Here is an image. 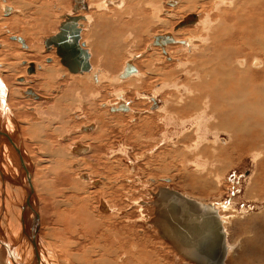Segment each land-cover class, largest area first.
<instances>
[{"label":"rangeland","instance_id":"rangeland-1","mask_svg":"<svg viewBox=\"0 0 264 264\" xmlns=\"http://www.w3.org/2000/svg\"><path fill=\"white\" fill-rule=\"evenodd\" d=\"M27 1L29 3L27 9L28 11L24 18L19 19L21 25L18 24V26L20 25V27H30L31 24L37 25L41 23V21L37 19L38 15L34 13V9L36 8L35 5L38 3L37 0ZM123 1L122 3H116V1L111 3V1H109L107 4H104V0H84L87 9L80 10L75 13L77 16H83L84 18H87L86 21L84 19L81 20V24H84V26L82 25L79 44L84 43L83 47L90 55L89 63L91 65V69H97L101 71L102 80L100 78L97 84L93 83L95 84L93 86L91 84L85 85L86 88L90 89L92 94H95L89 99H87L88 96H85V92H82L83 90H77L79 92L75 93H78L79 95H75L77 96L75 106L69 105L70 102H67V104L66 102L62 103L63 105L61 110L63 111L62 120L64 123H62L61 129L57 133H62L63 135L67 136L65 139L61 140L60 138V140L57 141L62 143L66 155L68 154L69 158L72 156L70 159L74 158L73 161L67 162L68 164L72 162L74 163L69 165L70 169H68L69 167L67 166L65 167L67 169L66 173L69 175V172L72 169V172L69 176L74 181L70 183V187L74 185L76 188L80 189V192L75 195L77 199H83L85 201L84 207L92 215L94 226L93 232L95 233L94 236L96 237L95 240L93 239L92 241H85L80 238V235H77L72 239V241L79 243L77 249L81 248V251L94 246L93 248H95V251H97L96 254H98L97 257H99V251L102 250V246L105 247L106 245H109L105 240H101V238H99L102 235V230H105V228L110 224L111 226L114 225L116 227L126 226L128 231H132L131 235L137 234L139 236H143L141 241L145 247L144 254L141 255L139 264H193L185 260L183 257L177 255L175 251L159 237L156 229L148 223L150 218L153 216V206L149 204L152 201V193H155L160 187H168L180 192L185 196L187 195L188 197L194 198L197 201L212 203L218 209L219 215L224 221V227L227 232V244L230 245V251L228 252L229 255H227L225 264H249V262L250 264H256L254 263L256 260L252 259L251 256L259 249L262 250L264 248V242H262L264 238H261L264 236L261 234L258 237V230L261 229L262 225L264 226V186L261 184L257 186L260 190L257 188L255 189L253 182L256 181L255 177L260 175L261 169L263 168L261 166V162L264 160V142L259 144L260 147H258L259 145L255 146V151L257 154L254 151H249V149L246 148H239L238 150V144L233 145L227 133L224 131L215 132L216 130L213 131L214 129L211 130L208 128L215 125L217 121L215 114L208 112L210 111L207 107L208 103L206 104L205 109L203 108V110L199 111L201 113H198L199 115L196 117V119L192 118V120L189 118L190 121L187 118L180 122L179 119L182 117L174 116V118L171 115H166L168 109L180 107L182 97L188 94V89L183 83H186V81L197 82L199 80L196 75L189 76L188 74V72H192L193 63L186 64L183 61L187 57H185L186 53V55L189 53L194 54L198 47L204 43H202L201 39L196 38L204 36L213 37L217 35L218 31L216 32V27L218 24L223 23L222 16L225 22H227L226 24H229V22L232 23V20L230 21L227 17H225L226 11H229L230 8L232 9V6L241 7L243 2L245 5H247L248 1L194 0L193 4H191L189 0H144V2L143 0ZM254 1L255 0H249V2L255 3V6L251 7V9L255 11L254 21L259 19L258 21L263 22V9L261 8H264V0H261L263 4H261L262 2L260 0ZM73 5V0H47L46 11L43 12L48 18V24L50 26L48 24L47 26H49V29L46 26L43 28H37L34 26L35 31L37 33H41L39 36H37L38 40L36 43L41 48L39 59L43 61L44 65L45 63L48 64L47 62L51 61H48L50 57H53V59L56 57L55 53L46 51L45 40L58 32V28L60 23L63 21V17L71 14L70 12H72ZM120 5H122V7ZM223 9L227 10L224 12ZM246 11L248 10L246 9ZM16 14H20V12H17ZM115 14L117 17H115ZM189 14H195L198 16L197 23L174 31L175 25H177L184 17ZM10 16L11 15H0V18H8ZM101 17L102 19H100ZM111 19L115 20L117 24L120 22V19L123 21H129V24L126 22V25L128 24V26L135 23V21H137L138 24V26L136 24V28L134 27L132 29L135 33H133V31L131 32V30L127 32L126 27H124L125 33L122 32L120 35L122 36V40L120 42L121 47H118L117 51L112 53L113 56L117 58L116 65L113 70L111 67V60L108 61L105 58H101L99 61L104 60L103 62H96L97 60L94 58L95 56L91 50V44L94 41L99 40V36L96 33L99 23H108ZM143 19H145L144 21L147 25L144 30H142V32L137 33V30L135 29H138L139 24L142 23L140 20ZM149 26L151 27L149 28ZM222 27L219 29V34L222 32ZM5 28L8 29V26L0 25V29H2V31L6 34V31L4 30ZM213 29L215 32L212 31ZM110 30L109 32L111 34V38L113 39V36L115 35V39V37H117L118 31L120 30L114 28ZM207 32L209 34L211 33V35L208 36L209 34ZM166 33L171 34L176 40H181L179 44L172 43L166 45V51L170 56L168 58L163 55L159 46L151 45V40L154 36ZM13 36L22 37L24 39V45L15 43V41L12 40L13 38H8L7 40L6 36H4L1 40L2 44L4 43V46H6V44L9 42L15 43V46L12 45L14 47L12 48V57H17V53H20V51L24 53L28 52V50L31 48L29 36L23 34H13ZM257 36L264 37V32L263 34L260 33ZM246 39H248V37ZM188 42H191V45H188ZM185 44L188 46L183 47ZM28 47L29 49H27ZM51 47L55 50L53 46ZM247 50H249L248 47L244 48L241 51L240 57L242 56V53L248 56L249 54ZM3 52L1 53H6V51ZM254 56L252 57L250 54L249 57H247L251 59V61L248 59V61H250L249 64H251L252 60L255 58L258 60V63L261 61L256 55ZM57 57L54 59L55 61L57 60ZM241 59L243 58H240V60ZM15 61L17 62L18 60L16 59ZM26 61L36 64V71L40 69V63L36 62L38 61L36 60V56H28L24 62L18 61L19 65H16V72H14V77L16 74H24V84L23 82L17 81L18 77L15 81L13 75L7 81L11 83L10 85L12 87H20L19 85H16L17 83L20 84L23 89L32 88L36 94H42L44 96L45 100L38 102L32 98H29L30 100H28L18 92L21 98L18 100L19 102L17 101L18 104H21L24 109L26 108L27 112L31 113L35 112V106L38 104H42L43 106H52L54 99H58V96L61 94L64 86L66 87L70 76H73V74L67 72V76L64 75L59 81H54V83L50 81L48 83L51 86L50 88H43L39 90L34 86V76L36 74L26 73L28 68V66L25 65ZM11 62L14 61L11 60ZM127 62L133 63V65L136 67V73H129V75H124L119 79L116 78L118 73H120V76L123 75V70ZM57 63L61 67L59 61ZM25 67L26 70L24 71L23 69ZM3 73L4 71H2L1 74ZM167 73H169L171 76H168ZM186 73L188 75H186ZM77 76L82 75L79 74ZM183 77L187 79L184 80ZM188 78H190V80ZM26 80L28 82H25ZM105 80H108L109 82L111 80L112 81L109 83L105 82ZM168 80H171V82ZM174 82L176 83L173 86ZM179 86H183L182 89H180ZM44 89H47V91ZM183 89L185 90L183 91ZM176 94H179L180 96H177V99H175ZM169 96L171 97L170 101ZM152 99H155V101L153 102ZM174 100H176V102L179 104ZM121 103H126L130 110L128 112H114L111 110L112 106H116L117 104L121 105ZM152 103H156V108L152 109ZM94 104L95 108L92 111L91 108L94 106ZM68 106L70 107L66 110ZM90 111L95 112L96 116H98V119L104 122L105 128L108 127L105 129L106 132L102 129L105 135L101 138L97 139L96 130L99 129L98 127H100V125L91 120L92 117L89 116ZM89 122L90 124L93 123L96 126L94 131H82L81 127L85 124L87 125ZM83 136H89L90 139H88L91 140V143L87 141L88 139L81 140V137ZM184 137L185 139L187 138L189 140L183 141ZM198 138L199 140H197ZM99 139H103V143H96L93 147L92 141H97ZM77 143L89 146L92 150V156L87 152L85 153L86 155L84 153L83 155H80L72 151L70 152V148ZM234 146H236V149ZM220 147H222V149H220L222 152L219 153L218 159L213 156L215 154L214 148L219 149ZM204 149H207L209 153L204 154L203 152L199 156L196 155V152ZM248 153H251V155L253 154V157ZM88 154L90 156H88ZM104 161H108L107 165L103 164ZM42 166L45 165H40L38 172L41 171ZM46 167H49V165L46 164ZM87 173L92 174L91 180L85 182H82L81 180L80 182L79 175ZM187 174L192 180L189 178H184ZM194 178H197L199 181L196 182ZM92 179L94 181L96 180V183H98V180H102V184L100 185L101 187H94L90 183ZM193 179L195 180V186H198L197 189L201 191L200 193L190 190L189 186L191 187L192 185L190 182L194 181ZM210 181L211 183H209ZM80 183L85 184L86 187ZM203 188H206L204 189L205 191ZM63 199L64 198L58 200L64 201ZM102 200L106 201L110 206H113H111V208L115 213L111 215L115 216L119 214V217L122 216L125 218V220H122V218L119 217L117 218L118 215L116 217H110V215H108L106 216L108 217V221L105 222L102 219L103 214H101L98 210L100 205L99 202ZM140 202L142 204H140ZM118 208L121 209L119 212L122 211V214L118 212ZM64 209V206L61 205L60 211ZM45 222L46 221L42 216L40 225L45 224ZM114 222H116V224ZM96 225H98L97 228ZM102 227L104 229H102ZM253 229L256 230L254 231ZM42 234H44L43 229ZM1 245L2 244H0V264H8L6 262L8 255L3 245ZM257 245H261L260 247L262 248H258ZM107 248H111V246H108ZM251 251L252 254L250 253ZM75 252L77 251L74 249V253ZM119 255L124 256L121 254ZM110 256L111 259L115 261L114 253L111 252ZM9 261L12 263L11 260Z\"/></svg>","mask_w":264,"mask_h":264},{"label":"bare ground","instance_id":"bare-ground-1","mask_svg":"<svg viewBox=\"0 0 264 264\" xmlns=\"http://www.w3.org/2000/svg\"><path fill=\"white\" fill-rule=\"evenodd\" d=\"M109 1H111V3H114L115 1L116 3H122L123 0H109ZM109 1L104 0V4H107ZM247 1H248L247 5H245V3L243 2L241 7L232 6V9L230 8L229 11H226L227 15L225 14V17H227L230 21L232 20V23L229 22V24H226L227 22H225L223 16L220 15L222 16L223 23L218 24V26L216 27L217 29L216 32L218 31L217 35L213 37H205L203 35L204 37L196 38V39H201L202 43L203 42L204 43L198 47L196 52L194 51L195 52L194 54L189 53L188 55H186L187 54L186 53L185 57L186 56L187 57L183 61L186 64L193 63L192 72L190 71L188 72V74L189 76L196 75L197 78H199V80L196 82L193 79L194 82L192 81H188V82L186 81V83L184 82L183 84H185V87L188 89L187 91L188 94L182 97L181 102H180L181 104L180 107L175 108L173 105L174 108L168 109L167 113L166 112L165 113L166 115H171L173 117L178 116V117H182L181 119L184 118L183 120L179 119L180 122L184 121L187 118L196 119V117L199 115L198 113H201L199 111L203 110V108L205 109L206 104L208 103L207 107L210 110L208 112L215 114V118L217 121L215 120L216 121L215 125L210 126V127L207 126V127L211 130L214 129L213 131L216 130L215 132L224 131L225 133H227L228 137H230L231 143L233 145L238 144L237 145L238 150L239 148L240 149L246 148V149H249V151H254L256 153L255 146L264 142V37L257 36L260 33L263 34L264 32V21L263 20H262L263 22L258 21L259 19L257 21H254L255 11H253L251 7L255 6L254 5L255 3L249 2V0ZM0 2H1L0 3V15L1 16L11 15L8 18L6 17L0 18V25L8 26V29L7 28L4 29L6 31V34L5 32L2 31V29H0V235H1L0 242L4 243L9 249H11L15 253L16 260H18L19 263L21 262V264H122V263L123 264H139L140 257L142 254H144L145 245L141 241L143 236H139L137 234L131 235L132 231H128L126 226L116 227L114 225L111 226V224L108 227L105 226L106 228L105 230H102L101 232L102 235L99 238H101V240H105L107 244H109L108 246L109 247L111 246V248H107L108 247L107 245L105 247L102 246V250L99 251L100 253L99 257H97L98 254H96L97 251H95V248H93L94 246H92L93 249L89 248L84 251L83 250L81 251L80 250L81 248L77 249L79 243H75L74 241H72V239L77 235H80V238L85 241L86 240L92 241L93 239L95 240L96 237L94 236L95 233L93 232L94 226H93V221H92V215L90 212H88V210L85 209L84 207L85 201L83 199H77L75 195L78 192H80V189L76 188L74 185L70 187V183L74 181L69 176L70 173L72 172V169L70 172L68 171L69 175L66 173L67 169L65 167L67 166L69 167L68 169H70L69 165L70 164L72 165L74 163L72 162L68 164L67 162L73 161L74 158L70 159L72 156L69 158L68 154L66 155L62 143L58 142L57 140H60V138L61 140H63L66 138L67 135L65 136L62 133H57V132L61 129L62 123H64L62 120L63 118L62 117L63 111L61 110L62 105H63L62 103L66 102L67 104V102H70L69 105L75 106L76 101H77L76 99L77 96L75 95L78 94L75 92H79L77 90H83L82 92H85L84 93L85 96L86 97L88 96L87 99H89L92 95H95V94H92L90 89L86 88L85 85L91 84L93 86L95 85L93 83L97 84L101 78V71L97 69L92 71L91 69L92 71L91 74L86 75V72H85V74L82 77L77 76V75L70 76V79L68 78L69 82H67L66 87L61 91V94L58 96V99L57 100L56 98L54 99L52 106L51 105L43 106L42 104H38L37 106H35L36 108L34 107L35 112H31V113L27 112L26 108L24 109V107L21 104H18L19 102L18 100L21 99L19 96V93L20 95H22V92L24 93L27 90V88L23 89L21 85L17 84L16 82H15L16 85H19L20 87H17V86L15 87L14 85H13L14 87H12L10 85L11 83L7 81L9 78H11L12 75L14 77V72H16L15 67L20 61L24 62L26 57L28 58V56L29 57L36 56V60H38L36 62L40 63V71L35 70L34 72V74H36L34 76V86L37 87L39 90L43 88H50L51 86L48 84L50 81L53 83L54 81H59L62 75L69 71L63 65L62 66L65 69H63L62 67L58 65L57 62L59 61V59L57 55H56L57 57L56 61L54 60L56 57L54 59L53 57H50L52 61L50 63L47 62L48 64L45 63V65L43 64V61L39 59L41 48L39 47V45H37L36 41L38 40L37 36H39L41 33H37L35 31V27L43 28L46 26L49 29L50 25L48 24V18L43 12V11H46L47 0H37L38 3L35 5L36 8L34 9V13L38 15L37 19H39L41 23L37 25L31 24L30 27L29 26L20 27L21 24L19 22V19L24 18L25 14L28 11L27 9H28L29 3L27 0H6V1L2 0ZM189 2L193 4L194 0L193 1L189 0ZM261 4H263V2ZM238 5H239V2H238ZM120 6L122 7V5ZM256 7H257V4H256ZM225 8H226V5H225ZM246 9L248 11H246ZM261 9H263L262 15L264 17V8H261ZM17 12H20V14H16ZM70 15L71 16L75 15V13L74 14L72 13ZM115 17H117V15ZM83 19L86 21L87 18L86 17L84 18L82 16L81 19L78 21V24L81 25V28H82V25L84 26V24H81L82 23L81 20ZM100 19H102V17ZM144 20L145 19L140 20V22L142 23L139 24L138 29H135L137 30V33L142 32V30H144V28L146 27L147 24ZM119 21L120 22L117 24L115 20L111 19L108 23L102 22L101 24H99L98 29L95 28L97 29L96 33L99 36L98 37L99 40L96 39L97 41H94L91 44V48H92L91 50L93 51L92 53L95 56L94 58H96L97 60L96 62L101 63L102 60L99 61L101 58H105L108 61L111 60L112 70L116 65L117 58L114 57L113 54H110V52H111V49L112 51L113 50L117 51V48L121 47L120 42L122 40V36L117 34L120 37L117 36L114 39V36H115L114 35L112 39L109 30L112 28L117 29L118 25L123 24L124 27H126L127 32L131 30V32L133 31V33H135L134 30H132L133 29L132 25L128 26L129 21H122V19H120ZM197 21H198V16H197ZM197 21L194 24H196ZM126 22L128 23L127 25H126ZM18 24L20 25L18 26ZM47 24L49 26H47ZM102 27H105V28L108 27L110 29L107 30L106 33L105 32L102 33V30H104L102 29ZM150 27L151 26H149V28ZM184 27H187V26H184ZM221 27H222L221 29L222 32L219 34V29ZM176 30L174 29V31ZM212 31H214V29ZM13 34H18V35L23 34V35L29 36L32 49L31 48L29 49L28 47L27 48L29 49L28 52L24 53L20 51V53H17V57H12V48H14L13 47L15 46L14 44L21 43L18 39H22L24 41L22 37L21 38L20 36L14 37ZM166 34H169V33H166ZM210 35L211 33L208 36ZM4 36L7 37V40L8 38L12 39L14 37V39L12 40L15 41V43L9 42L6 44L7 47L4 46L3 45L4 43L2 44L1 42ZM246 36L248 37L249 40L246 39L247 38ZM153 38L151 40V45H153ZM173 40H174L173 43H176V44H179V42H181V40H176L174 38ZM190 43L191 42H188V45H191ZM188 45L185 44L183 47L188 46ZM247 47L249 49L247 50L248 54L249 55L251 54L252 57L256 55L257 58L261 60L260 61L261 63L260 62L258 63L257 62L258 60L255 58L252 60V63L249 64L251 59L247 58L249 57V55L247 56L244 53H242V56L240 57L241 51ZM45 49L46 51L52 50L55 53V50L52 47L48 49L45 46ZM160 50L162 49L160 48ZM3 51H6V53L3 54L4 53ZM164 52L167 54V58L170 57L166 51V48L164 49ZM164 52L162 51L163 55L165 54ZM240 58H243L244 60L243 59L240 60ZM16 59L19 62L18 61L16 62L15 61ZM248 59H250V61H248ZM11 60H13L14 62H11ZM25 65L27 66L29 65L28 61L25 62ZM35 65L36 64H34V66ZM132 66L136 70V67L133 65V63L127 62L123 70V75L120 76V73H118L116 78L119 79L120 77H123L124 75H129V73H134V72L136 73L135 70L133 71L131 69ZM26 67L23 69L24 71L26 70ZM2 71H4L3 74H1ZM70 74H73V73H70ZM188 74L186 73V75ZM23 75L16 74V76L14 77V80L16 81L17 77L18 78L20 76L23 77ZM167 75L171 76L169 73H167ZM183 78L184 80L187 79V78L185 79V77ZM188 79L190 80V78ZM168 81L171 82V80H168ZM25 82H28V81L26 80ZM105 82H109V81L105 80ZM175 83L176 82H174L173 86L175 85ZM23 84H24V80H23ZM182 87L179 86L180 89H182ZM31 90L33 89L31 88ZM184 90L185 89H183V91ZM45 91H47V89ZM33 92L35 93L34 90ZM41 95L40 96L38 95L40 99H35V100H37L38 102L39 101L42 102L41 100H45L44 96L43 95L41 96ZM177 96H179V94L178 95L176 94L175 99H177ZM24 97H26L28 100H30L29 98H32L29 95L24 96ZM169 98H170L169 99L170 101L171 97L169 96ZM152 101L154 102L155 99H152ZM174 101L176 102V100ZM69 107L70 106H68L66 110ZM94 108H95V104L91 108V110L93 111ZM112 108H114L115 111H117L115 107H112ZM154 108H156V106H152V109ZM128 109H129V106H128ZM128 109H127V112L130 110ZM121 112H126V111H121ZM89 113H90L89 116L92 117L91 120H93L98 125H100V127H98L99 129L98 130L95 129V130L97 131L96 132L97 139L101 138L102 136L105 135L104 131L108 127L105 128L104 122L98 119V116H96L95 112L90 111ZM85 127H86V124H85ZM102 129L104 131H102ZM185 137L183 141L185 140L188 141L189 139L187 138L185 139ZM88 138L90 139L89 136H83L81 137V140H87ZM89 139L87 141L91 143V140ZM197 140H199V138ZM219 141L217 142L220 143ZM96 143L102 144L103 139L92 141L93 147H94V144ZM83 146H87V145L84 144ZM87 147H88L87 153H90L91 155L92 150L90 149L89 146ZM234 147L236 149V146ZM258 147H260V145ZM71 149L72 148H70V152H71ZM220 149H222V147H220L219 149L214 148L215 150V154L213 155L214 157L218 158L219 153L222 152ZM203 152L204 154L209 153L207 149H204V150H199L198 152H196V155L199 156ZM78 154L83 155V152H80ZM248 154L251 155V153H248ZM90 155L88 154V156ZM251 156L253 157V154ZM107 162L104 161L103 164L107 165ZM261 163L260 164L263 167L261 169V173L259 176L255 177L256 181L253 182L254 188L255 189L257 188L258 190H260L257 187L258 185L263 184L264 186V160ZM46 164H48L49 167H46ZM40 165H45V166H42L41 171L38 172V168ZM91 177H92V174L87 173L84 175V178L82 179H80L79 177L78 178L80 182L81 180L82 182H85V181H90ZM184 178L191 179L188 174ZM194 179L196 180V182L199 181L197 178H194ZM195 180L190 182L192 185L190 184L191 187L189 186V188L190 190H193L194 192L200 193L201 191L197 189L198 186L197 187L195 186ZM34 183H35V186H34ZM90 183L94 187L100 188L101 187L100 185L102 184V180L101 181L98 180V183H94L92 179ZM209 183H211V181ZM80 184H83V183H80ZM204 189L206 188H203V190ZM62 198H64L63 199L64 201L58 200ZM188 198H191V197H188ZM191 199H194V198H191ZM99 204L100 205H99L98 210L101 214H103L102 219L105 222L108 221L107 220L108 217H106L108 215H110V217H116L118 215L117 218L119 217V214L115 216L111 215L115 212L112 211L113 210L111 208L112 205L110 206L106 201L102 200L99 202ZM61 205H63L65 209L60 211ZM43 210H44V213H43ZM120 210L121 209L118 208V212ZM42 216L46 222L45 224L40 225V220L42 219ZM119 218H122V220H125V218L122 216ZM221 220H222L223 228L226 234L227 255H229L228 252L230 251L229 249L230 245L227 244V232L224 227V221L222 217H221ZM114 223L116 224V222ZM97 227L98 225H96V228ZM42 229L44 230V234H42ZM102 229L104 228L102 227ZM253 230L255 231L256 229H253ZM258 231H259L258 237L261 234L264 236V226L263 225L261 229H259ZM261 238H264V237H261ZM262 242H264V240ZM258 245L257 247L259 248L261 245L260 246ZM74 249L77 252L74 253ZM111 252L114 253L115 261L111 259V256H110ZM250 253L252 254V251ZM119 254L124 255V256H120ZM251 258L256 260V261L253 260L254 263L256 264H264V248L262 250L259 249L257 252H255L251 256ZM9 260H11L12 263H10ZM16 260H13L12 258L7 257L6 262L8 264H19L17 263ZM225 261H224V264H225Z\"/></svg>","mask_w":264,"mask_h":264},{"label":"water","instance_id":"water-1","mask_svg":"<svg viewBox=\"0 0 264 264\" xmlns=\"http://www.w3.org/2000/svg\"><path fill=\"white\" fill-rule=\"evenodd\" d=\"M73 13L86 10L84 0H73ZM58 32L50 36L45 45L53 46L60 63L73 74H81L90 70L89 55L80 44L81 25L78 21L81 16L63 17ZM197 21L195 14L187 15L174 29L192 25ZM22 45L24 41L18 39ZM174 40L170 34L156 35L153 45L164 47ZM83 45V43L81 44ZM133 71L135 70L132 66ZM35 72L33 63H29L27 73ZM21 80V79H20ZM28 95L34 99H40L31 89ZM125 104L118 106L117 111H127ZM115 111L114 108H111ZM76 153H86V148L77 145L73 149ZM153 216L148 223L152 225L159 237L167 243L177 255L193 264H224L227 256L226 234L218 210L212 203H204L188 198L180 192L168 187H160L152 193ZM8 257L16 260L15 253L4 243L0 242ZM17 263L18 260H16ZM21 264V262L19 263Z\"/></svg>","mask_w":264,"mask_h":264},{"label":"flooded vegetation","instance_id":"flooded-vegetation-1","mask_svg":"<svg viewBox=\"0 0 264 264\" xmlns=\"http://www.w3.org/2000/svg\"><path fill=\"white\" fill-rule=\"evenodd\" d=\"M71 14H72V12H71ZM73 14H74V13H73ZM68 15L71 16L70 14H68ZM72 16H75V15H72ZM183 19H184V18H183ZM183 19H182V20H183ZM182 20H181V21H182ZM63 21H64V20H63ZM63 21H62V22H63ZM181 21H180V22H181ZM175 26H176V25H175ZM179 29H181V28H179ZM81 30H82V28H81ZM81 30H80V33H81ZM177 30H178V29H177ZM162 35H163V34H162ZM170 35H171V34H170ZM20 38H21V37H20ZM13 39H14V37H13ZM45 41H46V40H45ZM20 44H21V43H20ZM83 44H84V43H83ZM21 45H22V44H21ZM45 46H46V45H45ZM80 46L82 47L81 44H80ZM83 46H84V45H83ZM85 47H86V46H85ZM82 48H83L84 50H86L84 47H82ZM48 49H49V48H48ZM164 49H165V47H164ZM86 51H87V50H86ZM47 52H50V50H47ZM52 52H53V51L51 50V53H52ZM163 52H164V51H163ZM53 53H54V52H53ZM87 53H88V52H87ZM164 53H165V52H164ZM88 55H89V53H88ZM164 55H165L166 58H167V54L165 53ZM89 57H90V55H89ZM58 59H59V63H60V58H58ZM46 60H48V59H46ZM50 60L52 61L51 58H49L48 61H50ZM51 61H50V62H51ZM50 62H48V63H50ZM30 63H33V62H30ZM28 64H29V62H28ZM33 64H34V63H33ZM89 64H90V63H89ZM60 65H61V67H63L61 63H60ZM39 71H40V69H39ZM90 71H91V65H90V70H89L88 72H86V75H87V74H91L93 70H92L91 72H90ZM26 73H27V70H26ZM65 74H67V73H65ZM65 74H63L62 77H63ZM84 74H85V72H84V73H81L82 76H83ZM73 75H79V74H73ZM82 76H80V77H82ZM62 77H61V78H62ZM92 77H93V75H92ZM20 79H21V81H20ZM17 80H18L19 82H23L24 79H23V77L20 76L19 78H17ZM64 88H65V86H64ZM29 89H31V88H27V90L25 91L26 93H25V92H24V93L22 92V95H23V96H28V90H29ZM32 91H33V90H32ZM39 96H40V95H39ZM32 99H33V98H32ZM121 104H125V103H121ZM152 104H153V103H152ZM119 105H120V104H117L116 106H112V107H115V108L117 109V107H118ZM125 105L128 107L127 104H125ZM153 106H156V103H154ZM128 110H129V109H128ZM91 124H92V125H91ZM91 124H90V122H89V123L87 124L88 126L86 125V127H85V125H83V126L81 127V130H82V131H85V132H91V131H93L94 128H95V126H94L93 123H91ZM90 125H91V126H90ZM77 145H78V143H77V144H74V146L71 147V148H72V149H71L72 152H74L73 149L76 148ZM80 145H82V147L86 148V152H88V147H87V146H83V144H80ZM77 154H78V153H77ZM84 175H85V174H82V175L80 174L79 177L82 179V178H84ZM95 181H96V180H95ZM95 181L93 180L94 183H96ZM97 182H98V181H97ZM97 185H98V184H97ZM147 203H148V202H147ZM140 204H142V203H140Z\"/></svg>","mask_w":264,"mask_h":264},{"label":"crops","instance_id":"crops-1","mask_svg":"<svg viewBox=\"0 0 264 264\" xmlns=\"http://www.w3.org/2000/svg\"><path fill=\"white\" fill-rule=\"evenodd\" d=\"M122 21H123V20H122ZM124 21H126V20H124ZM99 24H100V23H99ZM136 24H137V21H135V23L132 24V28H134V27L136 26ZM133 25H134V26H133ZM137 25H138V24H137ZM102 29H104V30H102V33H104V32L106 33V31L109 30L110 28H108V27H107V28L102 27ZM117 29L120 30V31H118V35H121L122 32H124V25H123V24L118 25V26H117ZM122 30H123V31H122ZM118 35H117V36H118ZM118 37H120V36H118ZM119 51H120V50H119ZM119 51H118V52H119ZM114 52H115V51H114V50L112 51V49H111L110 54H112V53H114ZM0 236H1V235H0Z\"/></svg>","mask_w":264,"mask_h":264}]
</instances>
